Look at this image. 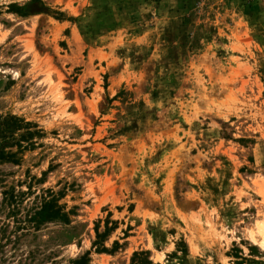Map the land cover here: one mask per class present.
Returning <instances> with one entry per match:
<instances>
[{
  "label": "rangeland",
  "instance_id": "1",
  "mask_svg": "<svg viewBox=\"0 0 264 264\" xmlns=\"http://www.w3.org/2000/svg\"><path fill=\"white\" fill-rule=\"evenodd\" d=\"M9 115L40 135L0 207L70 216L0 208V264H264V0H0Z\"/></svg>",
  "mask_w": 264,
  "mask_h": 264
},
{
  "label": "trees",
  "instance_id": "2",
  "mask_svg": "<svg viewBox=\"0 0 264 264\" xmlns=\"http://www.w3.org/2000/svg\"><path fill=\"white\" fill-rule=\"evenodd\" d=\"M33 125L26 122L23 118L17 116H0V166L4 164H19L22 161L24 150L32 147L34 144V136L40 135L39 131L32 130ZM1 172V170H0ZM21 192L15 194L14 190H6L0 208L7 209L8 217L13 218L15 230L10 233H15L14 239L17 240L24 233L29 232L31 228L39 229L42 225L48 222L62 221L69 222L70 213L65 212V209L60 204L62 195L56 194L52 190L44 191L37 197L40 199L37 206L25 209L24 216H20V204L22 198L29 194ZM9 226V224H7ZM6 225V226H7ZM2 226L0 232L3 233L1 240L7 238V241L12 240L5 236V227ZM21 234H18V232ZM3 244L0 242V248ZM89 261L88 254H85L78 260L72 261V264H87Z\"/></svg>",
  "mask_w": 264,
  "mask_h": 264
},
{
  "label": "bare ground",
  "instance_id": "3",
  "mask_svg": "<svg viewBox=\"0 0 264 264\" xmlns=\"http://www.w3.org/2000/svg\"><path fill=\"white\" fill-rule=\"evenodd\" d=\"M258 226H259V233H260V236H261V238L262 239H260L258 242H260V245L262 244V245H264V231H263V228L262 227H264L262 224H258ZM258 233V234H259ZM251 236V235H250ZM259 237V236H258ZM256 239V238H255ZM258 239V238H257Z\"/></svg>",
  "mask_w": 264,
  "mask_h": 264
}]
</instances>
